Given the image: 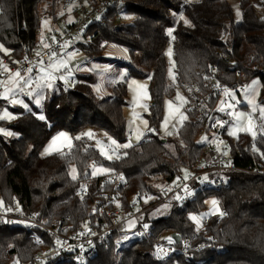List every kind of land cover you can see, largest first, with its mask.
<instances>
[{"label": "trees", "instance_id": "1", "mask_svg": "<svg viewBox=\"0 0 264 264\" xmlns=\"http://www.w3.org/2000/svg\"><path fill=\"white\" fill-rule=\"evenodd\" d=\"M42 1L0 0V44L8 51L0 56L15 60L33 48ZM259 4L264 10V0ZM239 6L241 19L236 21L228 0H122L109 7L100 22L88 25L81 35L84 38L89 34L88 41L77 46L85 58L106 62L110 58L102 57V52L107 44L127 49L129 62L116 65L126 69L130 76L148 78L150 105L145 117L154 128L161 120L163 95L175 92L167 77V46L172 49L176 84L200 81L201 72L209 67L217 70L219 79L228 85L239 82L243 74L248 82L258 78L257 100L264 105V16L256 14L249 0H239ZM178 13L189 23L178 20ZM121 14L132 18L127 23L119 22ZM223 22L230 24L227 41L218 38ZM95 81L92 74H76L71 88L60 85L46 95L40 108L31 105L30 111L0 99V111L7 106L14 114L9 121L0 120L1 126L12 131L10 136L0 135V198L5 209L33 213L50 222L61 218L76 228L81 220L89 219L88 206L92 197H97L98 186L102 183L105 189H111L109 180L100 183L107 175L117 174L125 181L122 198L129 208L130 198L145 190L152 179L169 182L199 169L198 162L205 151L196 137L204 123L187 111L176 139L150 133L132 147L121 149L120 159L108 160L89 140L77 139L75 135L82 128L90 127L106 132L120 143L126 141V84H115L109 95L98 97L92 89ZM60 131L70 133L72 146L40 156L46 142ZM225 138L237 165L264 164L263 134L254 138L240 134L235 141L228 134ZM92 164H102L109 171L92 177ZM71 166L77 172L75 180L69 174ZM228 176L230 181L225 186L203 189L196 199L184 204H166L168 210L162 216L150 218L151 209L144 214L143 221L154 236L164 231L196 238L194 241L204 235L214 236L220 248L202 249L196 254L198 262L191 264H264V178L237 171ZM84 179L90 181L89 192L79 196L77 187ZM209 198H214L227 213L204 218L202 230L196 233L189 214L200 213ZM112 236L105 245L96 246L87 264H170L154 258L151 239L133 240L114 253L116 234ZM50 245L49 238L38 244L30 231L0 223V264H8L15 256L28 260ZM51 264L73 263L56 259Z\"/></svg>", "mask_w": 264, "mask_h": 264}, {"label": "built area", "instance_id": "2", "mask_svg": "<svg viewBox=\"0 0 264 264\" xmlns=\"http://www.w3.org/2000/svg\"><path fill=\"white\" fill-rule=\"evenodd\" d=\"M122 0H64L68 13L74 18L59 31L48 33L33 46L25 50L22 55L12 60L7 56H0V94L3 91L5 79L9 73L19 71L25 80L20 81L26 89L33 90L38 86L37 72L40 66L47 65L53 59L52 53L57 55L66 52L67 44L81 36L88 25L100 22L107 14L109 7ZM230 36L229 22H223L218 29V38L227 41ZM47 45V47H45ZM170 45V42H167ZM39 53V55H37ZM43 61V63H41ZM32 71L29 72L28 69ZM6 69V70H5ZM241 80L234 85H228L218 77V71L209 67L201 72V80L183 81L180 85H173L181 91L184 97L183 110L195 113L199 121L204 123L198 132L205 155L199 159V169L177 176L173 181L149 183L140 194L134 195L124 206L122 188L126 185L119 175H107L100 181L109 180L111 189H105L104 184L98 186L97 197H92L88 206V220H81L74 228L71 223L59 218L50 222L47 218L38 217L33 213L3 210L0 213V223L9 227H21L31 232L34 242L42 244L46 238L51 239L52 245L43 247L28 260L13 257L8 264H51V260H67L73 264H87L95 254L97 245H105L113 233L119 245L129 244L131 240L151 239L154 244L153 256L159 262L170 264H191L198 262L196 257L202 249L220 246L215 244V237L204 235L198 241L196 238H180L176 242L171 233L164 231L154 236L151 227L143 221V216L149 210L163 205L177 202L184 204L196 199L199 192L208 188L225 186L229 181V172H244L264 178V164L237 165L230 156L229 145L225 136L231 123L232 115L239 111V96L245 90L248 81L240 75ZM57 83L64 87L57 77ZM165 95H163L164 97ZM256 135H260L264 122L257 117ZM149 135V129L143 130ZM125 140H131V133L125 134ZM187 175V180L184 179ZM207 175V180L204 179ZM179 178V180L177 179ZM88 179L79 182L77 194L85 196L89 192ZM187 185V191L185 190ZM171 189V190H169ZM191 192V195H188ZM181 199H177V197ZM222 215L226 211L220 209ZM147 225V228H145ZM195 227V232L202 230ZM170 238V239H169Z\"/></svg>", "mask_w": 264, "mask_h": 264}, {"label": "rangeland", "instance_id": "3", "mask_svg": "<svg viewBox=\"0 0 264 264\" xmlns=\"http://www.w3.org/2000/svg\"><path fill=\"white\" fill-rule=\"evenodd\" d=\"M228 1L232 7L234 19L236 21L240 20L241 10L239 6V0H228ZM249 1L254 6L256 14L259 17L264 16V10L259 4L261 0H249ZM39 13H40V17H39L40 29H39V32H37V41H36L37 43L39 42V39L44 38L45 36H47L48 33L59 31L68 23V21H70L71 19L72 20L74 19L68 13V10L64 5V0H43L39 7ZM181 17H183V19H181ZM131 18L132 16L130 15L121 14L119 18V22L127 23L131 20ZM177 19L182 20V21L186 20V18L184 17L182 13L177 14ZM56 25L58 26L57 28H55ZM168 32L171 33V31H168ZM88 36L89 34L85 35L84 36L85 39L79 36L72 43L69 42L67 44L65 53H62L61 51L60 54L56 55V57L50 60L47 65H42L39 67L38 72H37L38 84L40 81V77L42 75H45L47 72H51L53 76L55 77L51 88L37 86L33 91V90L26 89L24 85L19 83L17 87H22L25 89V91L24 92L15 91L14 95H11L5 98L4 94L6 93L7 88L13 87L11 83H8L9 76H7L5 79L4 86H3V91L0 94V99L4 100L5 101L4 103L11 105V106H20L24 108L23 104H27L28 108L31 107V105H34L40 108L42 101L46 98V95L49 94V92L51 91L58 90L60 86L57 83L58 76L65 88H71L74 85L76 74L94 75L95 80H96L95 83L92 85L94 94L96 96L101 95L103 93L107 94L108 91L105 87V82H106V85L109 87V84L114 82L115 75L119 74L120 76H119L118 83L124 82L127 87V100L123 108V114L126 120L125 134L131 133V140L120 143L116 141L114 138H112L111 136H109L106 132L96 131V130L91 129L90 127L82 128L80 132H78L75 135V137L85 138L89 140L92 143V146L95 147L99 151V154L106 159H108L107 155H113V156L119 155L120 157L123 156V153L121 151L123 147H116V146L111 145V140H115L117 145H123L126 143L134 144L147 137V136H143L139 141L136 140V135H138L140 132H143L144 129L154 130V131H151V134L158 135L159 137H162V138L171 137L173 139H176L177 131L179 127L182 125L183 121L185 120L183 119L181 123V118L186 117V113L183 110L184 97L181 91L175 88L174 94L167 95V96L165 95L163 97L161 120L157 128L152 127L147 121V118L145 117V115L149 111L148 103L150 100L149 99L150 98L149 89H148V78L141 79V78L130 76V75L128 76V78H126V73H128L127 70L122 67L117 66L116 63L117 62H129V55L125 47L115 44V43L107 44L102 52V57L110 58L111 60L109 59V61L106 62L104 60L102 61V59H99V60L90 59V58L84 59L83 58L85 57L84 53L82 52V50H80V48L77 45L78 43H85L86 41H88ZM3 49L5 48L2 46V49H0V52H1L0 54H7L8 51H4ZM169 49H171V46H167L165 49V55H166V61H167V77H168L169 84L175 85L176 84L175 64H174V60L172 57V49H171V54H169ZM71 53H75V58L69 60V54ZM81 58H83V60H80ZM61 60L67 62L66 67H60ZM57 68L59 69L58 71L56 70ZM41 69H45V72H41ZM69 69L71 70V75H68ZM61 77H64V78H61ZM118 83H115V84H118ZM145 85H146V89H143L142 86H145ZM259 88H260V81L258 80V78H254L250 82L247 83V85L245 86V90L242 92L241 96L239 97L238 101H239V104H241V107L238 112L232 115L233 122L231 123L227 131V134L233 139L232 141H235L240 134H246L250 138H254L256 135V126L258 124L257 117H259L264 122V118H261V113H260V108H264V105L260 104L257 100V97L259 94ZM29 91L32 92V95L30 96L27 95ZM144 91L147 92V98H144V95H143ZM37 93H39V96L43 97V99L41 100L39 104L36 103V99L39 98L37 96ZM12 99L23 101V104H13L11 103ZM249 100H255V108H256L255 111H253L254 105L249 104L248 102ZM145 106H146V110H145ZM5 112H7L11 117H13L14 115L12 111L10 110V108L6 106L0 111V117H2ZM237 114H243L241 118L242 119L241 123H237ZM166 117H167V121H166ZM0 120L9 121L10 119L2 118ZM249 120H251V125L253 126L251 132L243 130L249 127ZM145 121H147V127H145V124H144ZM169 132L172 134L171 135L167 134ZM6 133H11L12 135V131L8 127H3L0 125V135L10 136ZM60 133H65L67 139H65L64 137H60ZM89 133L91 135H89ZM230 133H234V134H230ZM261 133L264 135V125L261 128ZM196 141L200 143L201 138L197 136ZM69 143L72 146V136L70 135V133L67 131H60L54 136H52V138L46 142V144L40 150L39 154L40 156H46V155H49L55 152H60V151L62 152V151L68 150L71 147V146L69 147ZM114 147H116L115 152L112 151ZM102 150L107 155H102L101 154ZM94 166L96 169L98 168L108 169L102 164H96V165L92 164L90 167V174L92 177H94L92 175L94 171ZM73 167L74 166H71L70 171H69L71 178H72L71 170ZM107 172H102L98 175H101ZM184 173H186V171H184ZM76 175H77V172H76ZM98 175H95V176H98ZM150 182L152 184H158L160 181L156 179H152ZM212 200H215V199L209 198L205 201V208L200 213L189 214L190 219L193 216L196 217L195 221L191 219L195 223V227L200 228L201 220L208 217L209 215L218 213V212H214L212 209V205L210 203ZM217 206L219 208V205ZM3 210H5V208L3 207V203L0 198V213H2ZM167 210H168V206L166 204H163V205L157 206L154 209H152L149 212L148 216L150 218L162 216L165 213H167ZM219 211H220V208H219ZM113 244H114V247H113L114 253L118 252L119 250H121V248L125 246V245H119L118 239H113Z\"/></svg>", "mask_w": 264, "mask_h": 264}, {"label": "snow or ice", "instance_id": "4", "mask_svg": "<svg viewBox=\"0 0 264 264\" xmlns=\"http://www.w3.org/2000/svg\"><path fill=\"white\" fill-rule=\"evenodd\" d=\"M181 19H183V17H181ZM184 23L187 24L189 22L187 20H184ZM169 34H171V33H169ZM45 47H47V45H45ZM0 49H2V45H0ZM3 50L7 51L6 49H3ZM169 54H171V49H169ZM37 55H39V53H37ZM51 55L54 58V57H56L57 54L55 52H53ZM74 58H75V53L69 54V60L74 59ZM41 63H43V61H41ZM66 64H67L66 61H63V60L60 61V67H66ZM56 70L58 71L59 69L57 68ZM28 71L31 72L32 69L29 68ZM41 72H45V69H41ZM68 75H71V70L70 69L68 70ZM61 78H64V77H61ZM54 79H55V77L53 76V74L51 72H47L45 75H42L40 77V81H39L38 87L51 88ZM22 80L26 84L29 82L28 80H25V77L22 76L19 71L15 72V73H9V81H8V83H11L13 85V87L7 88L6 93L4 94L5 98H7L8 96L14 95L15 91H20V92H24L25 91L24 88L17 87L19 85L20 81H22ZM142 88L146 89V85L142 86ZM33 91H34V89H33ZM27 95H29V96L32 95V92L29 91L27 93ZM143 95H144V98H147V92L146 91L143 92ZM37 96L39 98L36 99V103L39 104L41 102V100L43 99V97L39 96V93H37ZM248 102H249V104L254 105L253 111H255L256 110V108H255V100H249ZM11 103H13V104H23V101L12 99ZM23 106H24L25 109H28L30 111V109L28 108L27 104H23ZM145 110H146V106H145ZM260 113H261V118H264V108H260ZM242 116H243V114H237V123H241L242 122V119H241ZM2 118L11 119V118H14V117H11L7 112H5L4 115L2 117H0V119H2ZM40 118L43 119L44 117L41 116ZM183 119H186V117H182L181 118V123H182ZM166 121H167V117H166ZM144 124H145V127H147V121H145ZM162 126H164V125H162ZM252 127L253 126L251 125V120H249V127L245 128L243 130L251 132L252 131ZM150 131H154V130H150ZM6 134L11 135V133H6ZM167 134L171 135L172 133L169 132ZM230 134H234V133H230ZM89 135H91V134L89 133ZM143 135H144V133L140 132L138 135H136V140L139 141L143 137ZM60 137H64L65 139H67L65 133H60ZM77 139H79V137ZM111 145L116 146V147H123V148L132 147L131 143H126V144H123V145H117L115 140H111ZM70 146L71 145L69 143V147ZM116 147H114L112 149L113 152L116 151ZM101 154L102 155H107L103 150H102ZM107 158L110 159V160L113 159V158L120 159V156L119 155H115V156L107 155ZM107 171H109V169H105V168L96 169L95 166H94V171H93L92 175L95 176V175H98V174H100L102 172H107ZM71 175H72V179L73 180L77 179L76 169L74 167L71 170ZM187 178H188L187 175H185L184 179L187 180ZM177 179L179 180V178H177ZM204 179L207 180V175H205ZM169 190H171V189H169ZM185 190L187 191V185H185ZM191 194H192L191 192H188V195H191ZM177 199H181V197L178 196ZM210 203L212 205L213 211L214 212H219V208L217 206L218 202L216 200H212ZM191 219H193L195 221L196 217L193 216V217H191ZM145 228H147V225H145Z\"/></svg>", "mask_w": 264, "mask_h": 264}, {"label": "crops", "instance_id": "5", "mask_svg": "<svg viewBox=\"0 0 264 264\" xmlns=\"http://www.w3.org/2000/svg\"><path fill=\"white\" fill-rule=\"evenodd\" d=\"M58 26L56 25L55 26V28H57ZM39 29H40V27H39ZM38 32H39V30H38ZM84 59H85V57H83ZM83 58H81L80 60H83ZM73 64V63H72ZM119 73V72H118ZM125 73V72H124ZM119 74H116L115 75V78H114V82L113 83H110L109 84V87L106 85V82H105V87H106V89H107V94L106 93H103V94H101V95H97L98 97H103V96H107V95H109L110 94V87L113 85V84H115V83H118V80H119ZM128 73H126V78H128ZM125 80H127V79H125ZM126 100H127V97H126ZM149 105H150V100H149V103H148V107H149ZM229 129V128H228ZM228 131V130H227Z\"/></svg>", "mask_w": 264, "mask_h": 264}, {"label": "water", "instance_id": "6", "mask_svg": "<svg viewBox=\"0 0 264 264\" xmlns=\"http://www.w3.org/2000/svg\"><path fill=\"white\" fill-rule=\"evenodd\" d=\"M171 236H172V238H174V240L176 242L180 241L181 235L179 233L174 232V233L171 234Z\"/></svg>", "mask_w": 264, "mask_h": 264}]
</instances>
